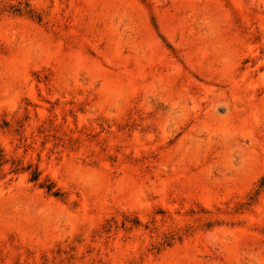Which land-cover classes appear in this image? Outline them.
<instances>
[{"label":"rangeland","instance_id":"374dc122","mask_svg":"<svg viewBox=\"0 0 264 264\" xmlns=\"http://www.w3.org/2000/svg\"><path fill=\"white\" fill-rule=\"evenodd\" d=\"M0 264H264V0H0Z\"/></svg>","mask_w":264,"mask_h":264}]
</instances>
